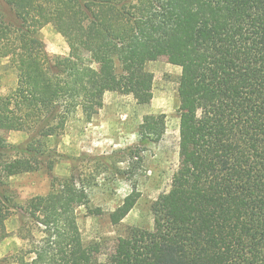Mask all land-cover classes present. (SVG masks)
I'll use <instances>...</instances> for the list:
<instances>
[{"label":"trees","instance_id":"16d2710c","mask_svg":"<svg viewBox=\"0 0 264 264\" xmlns=\"http://www.w3.org/2000/svg\"><path fill=\"white\" fill-rule=\"evenodd\" d=\"M0 2L10 12L7 20L0 14V58L17 74L14 91L0 97V137L14 126L58 135L76 109L92 112L114 89L149 99L146 65L162 54L183 58L178 95L199 113L181 133L182 170L151 205L153 228H130L103 262L77 223L86 190L68 184L20 207L1 187L40 170L43 151L32 143L0 147V229L21 210L39 234L15 263L264 264V0ZM49 23L67 39L68 57L47 54L38 33ZM202 25L209 37L196 42ZM158 120L143 118L142 140L161 139ZM136 201L114 209L111 224Z\"/></svg>","mask_w":264,"mask_h":264},{"label":"rangeland","instance_id":"374dc122","mask_svg":"<svg viewBox=\"0 0 264 264\" xmlns=\"http://www.w3.org/2000/svg\"><path fill=\"white\" fill-rule=\"evenodd\" d=\"M0 14L6 20L10 16L1 2ZM38 34L49 56H69L67 39L52 23L41 28ZM209 34V27L200 26L196 42L207 41ZM83 58L86 64H93L89 57ZM182 64L181 56L159 55L146 65L153 75L149 99L139 101L126 90H111L92 112L76 109L58 135L47 136L18 126L4 130L1 148L32 143L41 148L43 157L40 170L9 178L1 193L14 197L22 207L30 198L68 184L83 187L88 200L86 207L76 210L77 223L83 243L98 244L99 262L105 261L130 228L151 230L152 203L169 191L173 178L182 170L181 133L192 130L199 116L178 95ZM116 72H122L118 62ZM16 82V71L6 59L0 58V97L10 95ZM145 116L159 117V141L140 138L139 126ZM3 154L9 153L5 150ZM135 198L132 211L119 224L112 225L109 214ZM87 208H100L103 213L94 216ZM32 237L38 240V232L24 212L15 211L0 229V264H17L15 258L30 248ZM30 258L32 255L25 257L27 261Z\"/></svg>","mask_w":264,"mask_h":264}]
</instances>
